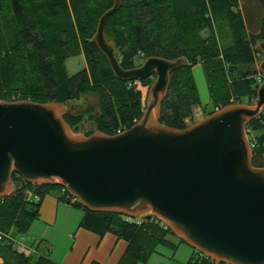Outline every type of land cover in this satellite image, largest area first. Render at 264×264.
Instances as JSON below:
<instances>
[{"label":"trees","instance_id":"16d2710c","mask_svg":"<svg viewBox=\"0 0 264 264\" xmlns=\"http://www.w3.org/2000/svg\"><path fill=\"white\" fill-rule=\"evenodd\" d=\"M262 16L256 33L246 29L237 0H122L106 25L107 40L116 49L124 69L156 56L185 58L187 64L173 71L158 121L183 130L193 121V108L203 117L230 104H252L258 83L255 63L261 57L257 43L264 41V0H257ZM112 0H0V100L36 103H75L84 95L97 97L98 107L66 111L64 121L73 133L86 120L96 131L113 136L130 129L144 112L141 92L132 82L114 77L94 44L100 16ZM226 35L229 42L220 43ZM206 31L205 36L201 35ZM82 53L85 68L69 76L67 59ZM142 54V56H140ZM203 67L209 91L208 111L201 106L192 68ZM154 77L140 81L148 87ZM12 97L15 100H12ZM256 142L255 156L263 154L264 107L246 126ZM254 165V158L252 159ZM263 167V166H257ZM13 191L0 198L1 264H56L43 256L18 251L5 236L25 235L40 216L46 195L82 211L78 227L98 236L112 233L127 242L118 264L148 263L158 247L176 250L184 243L153 217L141 220L109 212H92L66 198L57 184L34 185L13 176ZM175 238L176 243L170 240ZM185 264H223L193 250Z\"/></svg>","mask_w":264,"mask_h":264},{"label":"water","instance_id":"95a60500","mask_svg":"<svg viewBox=\"0 0 264 264\" xmlns=\"http://www.w3.org/2000/svg\"><path fill=\"white\" fill-rule=\"evenodd\" d=\"M112 1L88 43L116 79L154 77L142 117L121 134L80 136L64 121L67 104L0 100V198L12 193L14 175L34 185L57 183L89 211L160 219L213 261L264 264V167L253 166L245 132L264 107V82L252 105H227L183 130L162 125L170 75L187 61L150 56L124 69L105 35L122 3ZM257 49L264 75V41Z\"/></svg>","mask_w":264,"mask_h":264},{"label":"rangeland","instance_id":"374dc122","mask_svg":"<svg viewBox=\"0 0 264 264\" xmlns=\"http://www.w3.org/2000/svg\"><path fill=\"white\" fill-rule=\"evenodd\" d=\"M237 1H238V7L244 16L247 31L249 33H256L259 28V19L263 14L258 1L257 0H237ZM206 34H207L206 31H203L201 33V35L203 36H205ZM218 34L221 41L220 43L225 44L226 42L227 44L229 42V39L226 36L227 34L224 35L225 36L224 39L222 38L223 35L220 30L218 31ZM260 59L261 57L257 59L255 63V68L257 72H259L257 70V64ZM142 61L143 60H140L136 66L140 65ZM85 66H86L85 59L82 53H80L75 57L67 59L65 62V67L69 76L74 75L81 69L85 68ZM192 75L194 78V82L196 85L201 106L209 111L211 109V105L209 103V91L204 76L203 67L201 65L194 66L192 68ZM134 85L141 92L142 102L144 108H146L147 94L150 86L145 87L141 85L140 81H136ZM242 104L248 105L247 101H245V103ZM97 107H98L97 97L93 94H88L82 96L80 100H78L75 103L67 104L66 111L78 113L79 111H82L84 109L97 110ZM192 118L194 123L204 118L200 108L198 107L193 108ZM188 123L189 126L193 124V122L191 121H188ZM95 131L96 130L94 129V127L86 121V123L84 125L82 124L80 130H78L75 134L80 136H87ZM254 165L255 167L257 166L264 167V157L263 156L254 157ZM64 210L66 211V213L62 211L59 225L56 228H53L52 230L49 231L51 240H49L47 237L46 239L43 238L44 242H42L41 236L36 237V232L38 233L39 229L41 228L40 226L42 225H37L39 223L35 222L25 235L16 236V241L18 243L16 245V248L18 249V251L24 252L26 254L34 253L33 255L35 256H37L35 254L36 252L39 254L43 253V255L45 256L49 255V257H51V260H56L57 262L58 261L60 262V259L64 256L65 252L69 249L70 246L69 234L71 232L68 231V227L70 223L74 220V218L76 219L77 216L82 214V211L80 209L75 208L72 205L69 206V208H65ZM138 220H141V218H139ZM48 247H50V250ZM192 252L193 249L185 243L179 244L174 252L171 249L165 247H158L157 253H153L150 256L148 263L146 264H184L190 258ZM137 264H142V263H137Z\"/></svg>","mask_w":264,"mask_h":264},{"label":"crops","instance_id":"0c3cea01","mask_svg":"<svg viewBox=\"0 0 264 264\" xmlns=\"http://www.w3.org/2000/svg\"><path fill=\"white\" fill-rule=\"evenodd\" d=\"M261 156L264 157V143L263 154ZM69 206L71 205L60 202L53 195H46L41 201L39 219L35 221L36 223H39L37 225H42L40 226L41 228L38 233L36 232V237L41 236L42 242H44V239L47 237L51 240L49 231L59 225L62 211L66 213L64 209L69 208ZM82 216L83 213L77 216L76 219L74 218L70 225L68 224V231L71 232L69 234L70 246L64 256L60 259V262L51 260L49 255L45 256L43 253L39 254L36 252L35 254L37 256L46 257L56 264H118L127 248V242L117 238L112 233H106L103 236H98L85 229L79 228L78 225ZM34 223H32V225ZM170 240L175 243L177 242L173 237H170ZM48 248L50 250V247Z\"/></svg>","mask_w":264,"mask_h":264},{"label":"built area","instance_id":"2783aa9c","mask_svg":"<svg viewBox=\"0 0 264 264\" xmlns=\"http://www.w3.org/2000/svg\"><path fill=\"white\" fill-rule=\"evenodd\" d=\"M140 56H142V54H140ZM255 79H256V81H257V83L258 84H261V83H263L264 82V75L263 74H261L260 72H257V74H256V76H255ZM12 100H15V98L14 97H12ZM261 111V110H260ZM260 113V112H259ZM259 115V114H258ZM124 131H120V130H118L117 132H116V134L115 135H117V134H121V133H123ZM245 132H246V136H247V139H248V143H249V148H250V150L251 151H254V149L256 148V142L254 141V139H253V133H252V131L250 130V129H248L247 127L245 128ZM62 191L63 192H67L65 189H63L62 188ZM66 198L67 199H70L72 202H74L75 201V199L74 198H72L68 193H67V195H66ZM157 219V218H156ZM159 222H160V224L163 226V227H165V228H168L167 226H166V224L162 221V220H160V219H157ZM2 235L0 234V240L2 239ZM5 238H6V240H8V242L9 243H13L14 245H17L18 243H17V241H16V237L15 238H12V237H10L9 235L8 236H5Z\"/></svg>","mask_w":264,"mask_h":264},{"label":"flooded vegetation","instance_id":"af4514ba","mask_svg":"<svg viewBox=\"0 0 264 264\" xmlns=\"http://www.w3.org/2000/svg\"><path fill=\"white\" fill-rule=\"evenodd\" d=\"M86 134H89V133H86Z\"/></svg>","mask_w":264,"mask_h":264}]
</instances>
